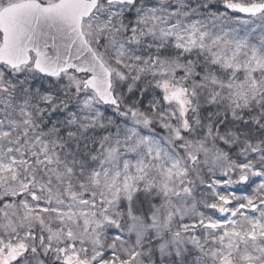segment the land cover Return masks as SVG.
Returning a JSON list of instances; mask_svg holds the SVG:
<instances>
[{
    "label": "snow or ice",
    "instance_id": "1",
    "mask_svg": "<svg viewBox=\"0 0 264 264\" xmlns=\"http://www.w3.org/2000/svg\"><path fill=\"white\" fill-rule=\"evenodd\" d=\"M0 264H264V0H0Z\"/></svg>",
    "mask_w": 264,
    "mask_h": 264
}]
</instances>
